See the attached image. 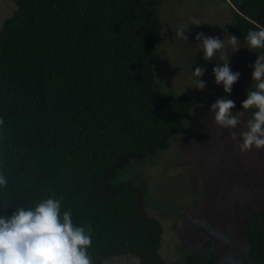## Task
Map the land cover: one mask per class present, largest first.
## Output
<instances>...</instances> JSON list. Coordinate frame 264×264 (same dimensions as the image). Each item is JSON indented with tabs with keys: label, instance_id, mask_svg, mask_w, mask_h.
<instances>
[{
	"label": "trees",
	"instance_id": "1",
	"mask_svg": "<svg viewBox=\"0 0 264 264\" xmlns=\"http://www.w3.org/2000/svg\"><path fill=\"white\" fill-rule=\"evenodd\" d=\"M14 1L0 29V211L60 199L74 224L91 228V264L126 254L141 264H221L211 241L166 261L164 226L144 209L147 184L113 182L131 161L168 149L199 103L155 83L162 0ZM227 1L235 15L226 29L243 44L264 27V0ZM240 209L248 248L224 264H264V210Z\"/></svg>",
	"mask_w": 264,
	"mask_h": 264
},
{
	"label": "rangeland",
	"instance_id": "2",
	"mask_svg": "<svg viewBox=\"0 0 264 264\" xmlns=\"http://www.w3.org/2000/svg\"><path fill=\"white\" fill-rule=\"evenodd\" d=\"M16 9L14 0H0V29ZM158 14L163 24L156 51L164 63L154 67L155 83L165 96L175 99L189 93L199 103L193 108L191 119L186 120L185 132L172 139L168 149L131 161L113 182L130 179L147 184L144 209L164 226L160 254L166 261H183L189 254L197 255L204 243L211 241L224 264L230 256L248 248L241 201H247L256 211L264 210V151L241 153L229 130L214 123L210 105L224 95L223 87L214 83L212 74L213 65L220 60L217 57L210 63L203 61L194 37L203 31L223 38L219 25L226 28L233 21L235 10L227 0H162ZM192 18L201 25H191ZM179 28L188 31L190 40L174 36ZM224 35L227 38L228 34ZM220 54L224 59L229 55L230 67L241 73L230 95L236 103L234 111L240 110L251 83L250 66L257 56L246 46L235 53L231 48L221 50ZM192 65L193 70L198 65L207 68L202 78L207 90L189 86ZM251 111L246 110L241 119L246 121ZM103 264L141 262L136 255L126 254L106 259Z\"/></svg>",
	"mask_w": 264,
	"mask_h": 264
},
{
	"label": "clouds",
	"instance_id": "3",
	"mask_svg": "<svg viewBox=\"0 0 264 264\" xmlns=\"http://www.w3.org/2000/svg\"><path fill=\"white\" fill-rule=\"evenodd\" d=\"M191 25L201 24L192 18ZM219 26L223 28V38L203 31L196 32L194 37L203 61L210 63L217 57L220 60L213 65L212 74L214 83L223 87L224 95L210 105L209 111L219 128L229 130L241 153L253 149L264 151V55L257 51L264 49V27L249 29L244 36L245 42L241 44L239 37L229 34L225 25ZM187 33L179 28L174 36L190 40ZM244 46L257 53V59L250 66L251 83L246 89V98L240 102V110L234 111L236 103L230 95L241 73L232 70L229 55L224 59L220 53L229 48L235 53ZM206 72V67L198 65L193 70L192 65L189 86L207 90V82L202 79ZM250 109L249 118L243 121L245 111ZM7 184V176L0 172V189ZM11 208V215L5 214L8 208L0 211V264H91L88 254L92 243L91 228L74 224L71 209H64L60 199L47 197L31 206Z\"/></svg>",
	"mask_w": 264,
	"mask_h": 264
}]
</instances>
